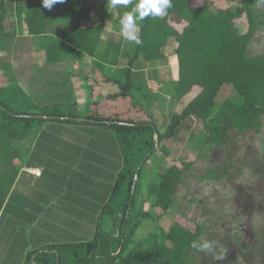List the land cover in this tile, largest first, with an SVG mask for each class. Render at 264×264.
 <instances>
[{"label":"trees","instance_id":"obj_1","mask_svg":"<svg viewBox=\"0 0 264 264\" xmlns=\"http://www.w3.org/2000/svg\"><path fill=\"white\" fill-rule=\"evenodd\" d=\"M227 1L233 3V7L217 9L211 0H203L201 6H193L191 0H172L167 15L150 16L138 22L137 32L142 43H135L133 52L126 55L120 76H104V81L114 83L118 89L108 93L103 100L121 102L116 105L118 108L138 88L137 80H142L135 72L137 64L163 63L166 47L174 43L177 79L168 81L164 94L180 103L181 108L168 114L160 130L158 118L144 109L138 113V104L132 106L137 110L136 115H130L127 109L125 112L114 109L107 114L93 104H88L85 112L80 113L75 102L43 104L37 112L22 111L12 109L0 100L3 108L0 109V248L8 239L7 233L14 230L16 221L22 220L23 196L26 195L22 190L21 169L24 165L34 169L32 164H25L27 158H22L27 154L15 144L29 138H34L37 145L42 144L37 141V136L45 123H79L108 129L121 157L108 198L96 216L94 233L86 240L53 242L29 249L22 264H193L191 256L199 251L190 245L192 241L203 242V227L199 224L189 229L178 221H171L163 228L159 219L189 180L211 181L235 190L243 176L245 162L244 156L236 155L240 149L238 139L257 136L263 129L264 52L251 55L249 45L264 24L256 10L264 0ZM97 2L95 18L91 0H66L51 11L43 8L38 0L23 11L22 30L26 37H37L42 62L48 65L94 57L106 22L110 20L121 26L120 16L136 4L133 0L127 6L119 5L114 9L107 0ZM12 15V6H8L6 0H0V44L8 33L13 32ZM241 19L245 20L242 29ZM173 21L182 24V28H175ZM115 44L111 42L113 47ZM120 44L119 41L116 47ZM223 85L230 86L236 96L223 99L215 107V98ZM195 87L197 92L187 99ZM190 119H197L201 124L203 147L198 149L194 160L157 170L146 186L147 195L153 198V208L159 211V215L152 217L138 209L143 167L165 140L176 139L182 125ZM213 147L222 150L221 160H207L205 150ZM259 157L264 164V155ZM141 161L143 164L134 181L135 170ZM253 164L252 171L257 173L258 168ZM16 209L18 216L10 211ZM104 218L106 223H103ZM144 220L153 221L154 227L139 239L136 231ZM237 240L240 242L241 237ZM251 251L263 256L264 241L258 242Z\"/></svg>","mask_w":264,"mask_h":264},{"label":"rangeland","instance_id":"obj_2","mask_svg":"<svg viewBox=\"0 0 264 264\" xmlns=\"http://www.w3.org/2000/svg\"><path fill=\"white\" fill-rule=\"evenodd\" d=\"M34 1L38 0H6L7 5L12 6L13 15L10 21H12L14 28L13 32L8 33L0 44V71H2L1 75L7 81L6 84H3V88L5 86L8 88L4 89V92L1 91L0 98L1 100L6 99L7 105L15 110L30 111L29 108L33 109L37 105L40 107L43 104L54 103L51 101V99H54L51 91L58 88L62 89L63 94L60 92L61 95H58L57 99H63L62 101L66 103V88L68 90L70 87L81 88L79 86L83 83V80H81L82 74L78 71L77 66L81 63L74 59L67 60L70 62L48 64L44 69L38 70V65L41 62L38 61V53H34L37 51L38 39L35 36L26 37L24 35L25 31L21 27L23 11ZM91 1L94 4H92L94 6L92 13L95 18L98 2L97 0ZM202 2L203 0H191L193 6H201ZM211 2L217 9H226L234 5L227 0H211ZM256 10L259 17L264 20V2L258 4ZM241 23V29L245 28L244 19H241ZM172 24L178 30L182 28V24L175 21ZM104 37L105 41L109 43V47L112 46L111 42L116 43L113 47L114 53L105 58L109 68L105 67L104 70L95 68L93 72L87 74L93 88V101L91 104L97 106L99 111H107L108 108V105L106 106L103 102V97L118 89L114 83L104 81V76L114 78L120 76L121 67L126 61V55L133 52L135 44V42L125 39L121 34V26L115 25L110 20L106 22ZM119 41L121 44L116 47ZM101 46L102 43L99 45V50ZM173 47L174 43L166 47L164 51L165 60L161 64L157 62H154V64L138 63L135 72L139 78H142V80H137L138 88L132 91V96L122 101L124 105L111 108L109 111L119 109V112H125L127 109L130 115H136L137 110L135 111L132 106L138 104L140 107L138 113L144 109L145 111H151L154 117L158 118L157 128L160 130L168 114L181 108L180 103L170 100L164 94L169 85L168 81L175 80L177 76V60ZM262 52H264V24L260 26L254 40L249 45V54L257 55ZM32 56L35 59L34 61H32ZM99 56L98 53L96 59H99ZM112 65H116V69H113ZM121 79H123V75ZM29 80H41L40 85L46 88V91L41 95L38 93L28 95L26 85L29 83L31 85L28 86L30 89L33 85L31 81L28 82ZM63 82L65 83L61 84ZM18 87L24 90L25 93H22ZM197 90V87L193 88L186 98L195 95ZM235 93L230 86L223 85L215 98V107L225 98H234ZM100 94L103 96L101 97ZM87 98V96H84V98L79 97L78 99L79 102L85 104L88 102ZM119 103L121 102L113 104ZM262 120L263 129L259 135H250L247 139H238L240 149L236 155L244 156L245 162L243 176L238 181L235 190L211 181L196 182L189 180L181 188L179 197L159 219V225L163 228H166L171 221H178L189 229H194L196 225L200 224L204 231L202 241L215 242L214 253L199 252L193 254L191 256L193 264H264V255L260 257L254 255L251 251L258 242L264 241V173H260V171L264 172V164L262 158L259 157L260 154L264 155V117ZM203 140L204 133L200 122L197 119H190L182 125L176 139L165 140L162 143L163 146L153 153L143 167L144 177L138 209L149 213L152 217L159 215V211L152 206L153 198L146 193L147 184L154 178L159 168L168 165H180L182 162L194 160L198 155V149L203 147ZM20 144L16 143L15 146ZM203 150L205 149L203 148ZM205 151L208 161H218L223 158V152L218 147L206 149ZM252 164L257 166V173L252 171ZM109 172H113L112 168L109 169ZM111 181H109L110 187L112 185ZM107 198L106 195L105 200ZM58 199L54 203L56 208L61 202V198ZM190 200L192 203H190ZM45 201L38 203L43 210H46L49 204H52L48 200V202ZM33 221L32 219L29 222L26 219H18L14 224V230L7 233V235L5 234L8 239L0 248V264H22L29 249L38 247L41 244L44 245L49 241H63L61 236H48L49 233L42 231L40 228L42 221L39 224L38 221ZM103 223H106L105 218ZM153 227V221L144 220L136 231L137 238H144ZM238 237H241L240 242H236ZM217 256H223L224 258L217 260Z\"/></svg>","mask_w":264,"mask_h":264},{"label":"crops","instance_id":"obj_3","mask_svg":"<svg viewBox=\"0 0 264 264\" xmlns=\"http://www.w3.org/2000/svg\"><path fill=\"white\" fill-rule=\"evenodd\" d=\"M100 43L102 46L100 50L98 46L94 57L85 56L83 59L77 60L78 63H81L77 65L78 71L82 74L83 83L79 86L81 88L70 87L69 90L66 88V103L62 101L63 99H57V96L61 95L60 92L63 94L62 89L51 91L54 98L51 101L63 104L75 102L79 112H85L86 106L93 101V88L87 74L93 72L95 68L98 70L109 68L105 58L114 53L113 46L109 47L104 34ZM36 49L37 51L34 53H38L37 58L41 62V64H37L38 70L44 69L47 64L42 62V53L39 51L38 45ZM98 53L101 57L96 59ZM34 60L32 56V61ZM112 67L116 69V65H112ZM118 68L120 67L118 66ZM1 72L0 93L4 92V89H8L7 86L3 88V84H6L7 81ZM30 81L33 85L30 89L28 86L31 85L27 83L28 95H32V93L41 95L46 91V88L40 85L41 80H29L28 82ZM19 89L25 93L24 90ZM84 96L88 97L86 99L88 102L85 104L79 102L78 99L79 97L84 98ZM1 101L7 105L6 99ZM103 102L106 106L108 105L107 114L111 108H115L117 105L113 104L114 102L104 100ZM37 109H39L38 105L33 109L29 108L33 112H37ZM37 141L42 144L37 145L34 138H29L19 142L21 144L16 146L21 152L27 154L22 158L23 160L27 158L25 164L34 166V169H30L24 165L21 169L20 179L24 185L22 190L26 195L23 196L25 203L21 214L22 220L26 219L29 222L34 218L33 222L38 221V224L42 221L40 228L49 233L48 236L63 238V241L57 242H73L91 238L94 233L96 216L109 193V181H113L121 164L119 150L111 132L99 127L45 123L37 136ZM111 168L112 173L109 172ZM38 171H40V176L37 175ZM59 197L61 202L56 208L54 203ZM43 200L52 202L46 210L38 205ZM10 211L14 212L13 215L18 216L17 209Z\"/></svg>","mask_w":264,"mask_h":264},{"label":"clouds","instance_id":"obj_4","mask_svg":"<svg viewBox=\"0 0 264 264\" xmlns=\"http://www.w3.org/2000/svg\"><path fill=\"white\" fill-rule=\"evenodd\" d=\"M43 8L51 11L57 4H63L66 0H41ZM133 0H107L112 8L119 5H129ZM172 7V0H136L135 7L120 16L121 34L122 36L137 44L142 43L139 39L137 26L139 21H143L148 17H161L167 15L168 9ZM214 241L204 240L202 243L192 241L191 247L199 252L214 253ZM223 256H217V260H222Z\"/></svg>","mask_w":264,"mask_h":264},{"label":"water","instance_id":"obj_5","mask_svg":"<svg viewBox=\"0 0 264 264\" xmlns=\"http://www.w3.org/2000/svg\"><path fill=\"white\" fill-rule=\"evenodd\" d=\"M0 109H3V108L0 107ZM9 114H10V113H9ZM35 117L38 118V117H42V116H35ZM43 118H44V117H43ZM61 119H63V118H61ZM77 120L82 121V122L84 121V119H77ZM89 121H91V120H89ZM91 122H94V121H91ZM142 164H143V161H141V162L138 164V166H137V168H136V170H135L134 181H136V179H137V175H138V172H139V170H140Z\"/></svg>","mask_w":264,"mask_h":264},{"label":"built area","instance_id":"obj_6","mask_svg":"<svg viewBox=\"0 0 264 264\" xmlns=\"http://www.w3.org/2000/svg\"><path fill=\"white\" fill-rule=\"evenodd\" d=\"M37 174H39V172Z\"/></svg>","mask_w":264,"mask_h":264}]
</instances>
